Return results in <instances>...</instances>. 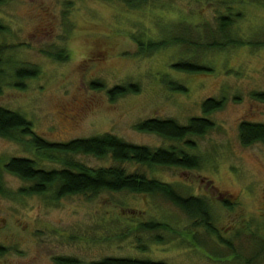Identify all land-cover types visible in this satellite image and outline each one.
Segmentation results:
<instances>
[{"label": "rangeland", "instance_id": "obj_1", "mask_svg": "<svg viewBox=\"0 0 264 264\" xmlns=\"http://www.w3.org/2000/svg\"><path fill=\"white\" fill-rule=\"evenodd\" d=\"M223 17L232 18V40L245 44L209 50ZM0 22L6 27L0 33V108L25 117L53 144L109 133L198 156L197 169L123 167L173 185L183 197H200L207 212L190 215L159 195H27L22 190L31 183L4 168L10 159L52 170L69 157L39 153L18 131L17 139L0 137V264L105 258L264 264V143L245 146L239 133L242 121L264 123V103L253 97L264 92V0H0ZM160 42L165 46L150 45ZM185 61L207 70L173 68ZM21 68L39 74L20 81ZM128 85L138 91L111 99L112 88ZM208 99H224L225 105L205 116ZM193 117L215 124L205 136L191 138L194 149L135 129L146 119L187 124ZM69 159L91 168L115 164L109 156ZM150 221L169 232L138 229Z\"/></svg>", "mask_w": 264, "mask_h": 264}, {"label": "trees", "instance_id": "obj_2", "mask_svg": "<svg viewBox=\"0 0 264 264\" xmlns=\"http://www.w3.org/2000/svg\"><path fill=\"white\" fill-rule=\"evenodd\" d=\"M128 4L136 1L148 0H123ZM232 18L223 17L220 19L219 37L208 45L209 50H223L227 46L244 45L245 42L232 40L230 27L233 24ZM4 27L0 22V33L4 32ZM227 40V41H225ZM224 43V44H223ZM143 45V44H142ZM153 48L165 46L163 42L151 43ZM141 47V46H140ZM3 46L0 45V54L3 53ZM181 72L196 73L207 68L191 63L180 62L173 66ZM2 72L0 73L1 76ZM39 74L36 68H21L17 70L16 77L20 81L36 78ZM172 84V83H171ZM170 84V85H171ZM174 90L185 92L183 86L172 84ZM137 86H117L109 91L112 100L137 92ZM254 99L264 103V92L255 93ZM225 100L208 99L202 104V111L205 116L223 109ZM214 123L207 117H193L187 124H181L175 119H146L135 126L139 132L155 134L162 138L184 142L187 147L194 149L195 144L192 137H203L214 128ZM31 138V145L39 153H60L66 157L83 154L92 155L97 158L111 157L114 165L109 167L91 168L80 162H75L69 158L62 162L61 169L46 170L39 168L35 161L27 158H12L4 166L5 170L14 174L22 180L31 183L22 192L27 195H42L54 190V198L62 199L72 195H86L96 197L105 192L110 193H131L138 195L161 196L182 209L186 213L193 215H207L206 205L200 197H183L173 185L161 182L157 179L148 178L140 171H129L124 164H134L138 166L152 167H182L187 169H197L201 160L198 156L192 155L176 146L168 148H151L149 146L137 145L112 135L103 134L90 138H82L68 143L53 144L38 136L33 129V124L22 115L0 108V137L17 139L16 133ZM241 142L245 146L257 142L264 143V123H254L242 121L239 125ZM50 155V154H48ZM56 158L53 155H50ZM2 161L0 160V194L4 193L3 176L1 172ZM227 207L231 206L226 202ZM168 225V224H167ZM163 223L146 222L140 223L138 229L143 232H169ZM161 235V234H159ZM161 239L162 236H158ZM162 241V240H161ZM57 264H78L74 259H56ZM92 264H167L165 262H152L149 260H138L131 258H105L104 260Z\"/></svg>", "mask_w": 264, "mask_h": 264}]
</instances>
